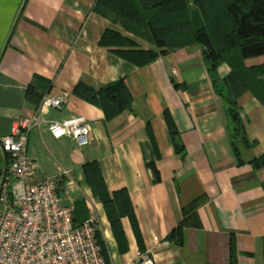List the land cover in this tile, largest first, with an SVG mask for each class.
Instances as JSON below:
<instances>
[{"label":"crops","instance_id":"1","mask_svg":"<svg viewBox=\"0 0 264 264\" xmlns=\"http://www.w3.org/2000/svg\"><path fill=\"white\" fill-rule=\"evenodd\" d=\"M95 2L0 0V137L36 111L26 98L28 85L41 97L62 100L59 109H41L45 121L88 125L89 144L83 147L69 136L54 138L45 127L33 129L27 154L37 164L36 179L60 178L63 203L79 202L82 218L97 216L108 264L137 252L153 264H230L231 255L235 264H263L264 168L253 169L251 161L264 152V105L249 90L237 97L249 144L236 141L234 150L224 101L214 91L201 46L163 49L148 64L133 65L99 45L105 30L122 31L93 10ZM136 41L142 49L151 47ZM229 72L227 63L218 65L220 79ZM119 78L131 104L111 118L76 91L78 85L98 90ZM92 161L109 196L116 194L124 252L87 183L83 165ZM62 170L69 175L61 176ZM69 181L76 185L70 191ZM178 230V237L167 238Z\"/></svg>","mask_w":264,"mask_h":264},{"label":"trees","instance_id":"2","mask_svg":"<svg viewBox=\"0 0 264 264\" xmlns=\"http://www.w3.org/2000/svg\"><path fill=\"white\" fill-rule=\"evenodd\" d=\"M93 10L119 24L127 33L126 35L109 28L102 34L99 45L109 48L115 55L133 65L148 64L164 52L163 49L201 46L214 91L224 101L232 147L236 150V141L249 144L236 99L249 90L264 105V0H96ZM128 34L146 40L151 47L140 48L136 39ZM222 62L228 64L230 72L220 79L217 67ZM76 91L87 101L99 106L106 118L130 108L131 95L122 78L103 85L98 90L78 85ZM26 98L35 102L38 107L42 97L32 85H28ZM164 115L175 150L180 152L182 148L175 124L168 111ZM148 165L155 180H158L156 167L152 163ZM251 166L255 170L264 168V152L252 159ZM83 170L87 183L106 209L120 252H124L125 238L120 225V211L116 212L114 208L116 194L109 196L95 161L85 163ZM81 214L82 207L75 201L74 224H81L87 218H82ZM131 221L135 234L138 235L133 216ZM178 236L179 230L170 233L167 238ZM96 238L107 262L98 231ZM262 250L264 264V238ZM230 264H235L232 255Z\"/></svg>","mask_w":264,"mask_h":264},{"label":"built area","instance_id":"3","mask_svg":"<svg viewBox=\"0 0 264 264\" xmlns=\"http://www.w3.org/2000/svg\"><path fill=\"white\" fill-rule=\"evenodd\" d=\"M61 98L44 95L36 111L16 120L10 134L0 137L6 163L0 169V264H108L96 238L99 220L89 214L74 224V202L63 203L60 178L36 179L37 164L27 154L29 133L45 127L54 138L71 137L78 147L89 144L87 124L47 122L42 108L59 109ZM61 176L69 171L62 170ZM69 191L76 188L69 181ZM121 264H153L137 252Z\"/></svg>","mask_w":264,"mask_h":264},{"label":"rangeland","instance_id":"4","mask_svg":"<svg viewBox=\"0 0 264 264\" xmlns=\"http://www.w3.org/2000/svg\"><path fill=\"white\" fill-rule=\"evenodd\" d=\"M120 27H121V26H120ZM121 31H122L121 33L127 35V33L123 30L122 27H121ZM128 35H129V34H128ZM129 36L132 37V38L138 39V38H136V37H134V36H132V35H129ZM141 40H144V39H141ZM144 41H146V40H144ZM146 42H147V41H146ZM3 165H4V158H3V155H2L1 150H0V168H2Z\"/></svg>","mask_w":264,"mask_h":264}]
</instances>
